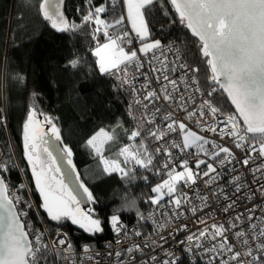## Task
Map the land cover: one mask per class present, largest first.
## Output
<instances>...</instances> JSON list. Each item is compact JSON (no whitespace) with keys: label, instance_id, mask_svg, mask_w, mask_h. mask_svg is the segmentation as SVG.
<instances>
[{"label":"snow or ice","instance_id":"snow-or-ice-1","mask_svg":"<svg viewBox=\"0 0 264 264\" xmlns=\"http://www.w3.org/2000/svg\"><path fill=\"white\" fill-rule=\"evenodd\" d=\"M66 5L22 0L57 33L88 26L95 76L126 97L131 127L117 121L128 143L116 158L105 156V146L117 141L111 127H101L86 146L104 174L122 180L139 174L151 193L143 200L147 211L126 199L107 218L120 245L111 250L108 243L111 264H264V0H82L75 6L79 23L66 15ZM153 13L163 18L159 30L150 24ZM125 21L130 30L120 31ZM164 24L189 31L192 59L157 38ZM83 65L75 55L64 70L79 75ZM40 97L32 93L22 125V158L32 184L14 182L12 173L24 170L0 153V264H77L78 258L102 264L90 244L77 253L67 232L49 234V222L70 221L93 237L105 225L93 209L82 210V203L96 199L75 173L73 150L58 118L39 107ZM8 119L0 108V130H8ZM73 173L76 187L66 183ZM32 185L38 204L30 198ZM205 188L222 202V222L211 213L198 215L208 207ZM123 212L134 213L132 227Z\"/></svg>","mask_w":264,"mask_h":264},{"label":"trees","instance_id":"trees-1","mask_svg":"<svg viewBox=\"0 0 264 264\" xmlns=\"http://www.w3.org/2000/svg\"><path fill=\"white\" fill-rule=\"evenodd\" d=\"M76 5L82 6V0H67L66 15L79 23ZM18 14L22 20L17 19ZM149 20L152 27L160 29L162 17L153 13ZM128 26L122 25L120 31L130 30L129 23ZM163 27V34L157 38L177 43L181 51L192 59L189 31L178 24H164ZM101 42H104L103 37ZM94 46L87 25L77 33H57L34 8L22 6V0H0V108L9 118L8 130H0V153L11 155L24 170L19 175L12 173L14 182L23 180L31 185V174L22 158V125L33 103L32 93H41L39 107L46 114L58 118L63 141L73 150L75 171L79 173L80 181L93 193L96 199V203H91L94 213L105 225L104 233L93 237L70 221H65L62 226L49 222L52 230L59 228L68 233L76 251L85 244L93 248L101 247L111 239L107 218L126 199L135 198L141 210L147 211L148 206L143 204V200L151 194L139 174L134 180H122L115 173L111 176L104 174L98 158L86 146L87 139L101 127H111L117 141L106 146L105 156L116 158L119 148L128 143L121 128L116 127L117 121H122L125 128L131 127L126 116V97L112 90L110 80L95 76L96 58L88 51ZM75 55L84 59L79 75L64 70V63ZM85 72L90 75L85 76ZM17 76H22L23 80L17 79ZM225 99L221 96L222 101ZM224 106L230 107L227 104ZM157 180V177H149L150 183ZM32 187V195L38 204L40 198L34 185ZM121 215L132 227L134 213L123 212ZM32 218L37 222L34 215Z\"/></svg>","mask_w":264,"mask_h":264},{"label":"built area","instance_id":"built-area-1","mask_svg":"<svg viewBox=\"0 0 264 264\" xmlns=\"http://www.w3.org/2000/svg\"><path fill=\"white\" fill-rule=\"evenodd\" d=\"M124 26L125 27H129L127 21H125ZM128 30L129 29L124 30V31H128ZM169 43L173 44L176 48L180 49V47L178 46L177 43H175V42H169ZM132 46L136 47L137 45L134 43ZM193 130L194 131H198V129H195V128H193ZM205 135H207V134H205ZM236 151L239 152V150H236ZM25 183H27V182H25ZM204 191L208 193V207L205 208L204 212L198 213V215L203 216L205 214V212L211 213L214 219H218V220H220L222 222L223 219H224L223 214H222V212L220 210L222 202L220 200H218L215 196H213L212 193L209 191V189L205 188ZM30 198L36 203V201H35V199H34L32 194H31ZM33 215H34V212L30 211L29 212V217L31 218L32 223L35 224L36 222L32 218ZM40 215H41V213H40ZM186 222L189 223L193 227V229L198 227L195 224V217L191 216V214H188V218H187ZM209 223H211V221H209ZM199 227H202V226H199ZM52 231H54V230H51V228H49V234L50 235H51ZM110 232H111V230H110ZM180 235L182 237L183 233H181ZM115 240H116V238L112 234V238L110 240L104 242L101 247L93 248L91 246L96 252L100 253L99 259L101 260L102 264H111V258L110 257H106L105 254H106L107 251H109V248H108V243L109 242H111V244H112V249L111 250H115V249L120 247V245L116 244ZM79 252L80 251H78L77 253H79ZM77 264H80L79 258L77 260Z\"/></svg>","mask_w":264,"mask_h":264},{"label":"water","instance_id":"water-1","mask_svg":"<svg viewBox=\"0 0 264 264\" xmlns=\"http://www.w3.org/2000/svg\"><path fill=\"white\" fill-rule=\"evenodd\" d=\"M56 143L58 144V141H56ZM66 167H70V166H66ZM75 173H76V171H75ZM75 173H73L66 180V183H68L70 187H76V177H75ZM81 205L83 206L84 209H87L88 207L91 206V203L88 202V201H86V202L82 203Z\"/></svg>","mask_w":264,"mask_h":264},{"label":"rangeland","instance_id":"rangeland-1","mask_svg":"<svg viewBox=\"0 0 264 264\" xmlns=\"http://www.w3.org/2000/svg\"><path fill=\"white\" fill-rule=\"evenodd\" d=\"M106 146H107V145H106ZM106 146H105V151H106ZM90 203H91V202H90ZM81 208H82L83 211L86 212V211H88L89 208L93 209L94 207H93V205H91V207H88L87 209H84L83 206L81 205ZM75 226L78 227L77 225H75ZM78 228H79V227H78ZM80 229H81V228H80ZM82 230H83V229H82Z\"/></svg>","mask_w":264,"mask_h":264},{"label":"clouds","instance_id":"clouds-1","mask_svg":"<svg viewBox=\"0 0 264 264\" xmlns=\"http://www.w3.org/2000/svg\"><path fill=\"white\" fill-rule=\"evenodd\" d=\"M92 205V204H91ZM91 207V206H90ZM109 229V228H108ZM52 230V229H51ZM55 231V230H54ZM61 231H63V230H61ZM109 231H110V229H109ZM65 232V231H64ZM111 233V232H110ZM69 236V235H68ZM70 238V237H69ZM111 238H112V234H111ZM110 240V239H109ZM108 241V240H107ZM106 242V241H105ZM78 251H80V250H78ZM77 251V252H78Z\"/></svg>","mask_w":264,"mask_h":264},{"label":"crops","instance_id":"crops-1","mask_svg":"<svg viewBox=\"0 0 264 264\" xmlns=\"http://www.w3.org/2000/svg\"><path fill=\"white\" fill-rule=\"evenodd\" d=\"M131 27V26H130Z\"/></svg>","mask_w":264,"mask_h":264}]
</instances>
